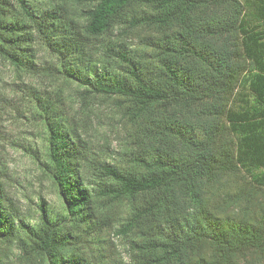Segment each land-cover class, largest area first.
Segmentation results:
<instances>
[{"label":"trees","instance_id":"trees-1","mask_svg":"<svg viewBox=\"0 0 264 264\" xmlns=\"http://www.w3.org/2000/svg\"><path fill=\"white\" fill-rule=\"evenodd\" d=\"M38 45L88 114L44 102L60 209L31 222L0 179V264H106L110 232L129 264H264V0H0V61L31 73Z\"/></svg>","mask_w":264,"mask_h":264},{"label":"rangeland","instance_id":"rangeland-1","mask_svg":"<svg viewBox=\"0 0 264 264\" xmlns=\"http://www.w3.org/2000/svg\"><path fill=\"white\" fill-rule=\"evenodd\" d=\"M38 47V67L23 73L0 61V179L20 213L35 222L40 200L54 210L60 209L56 189L44 172V129L42 106L45 101L62 104L77 119L88 110L78 103L75 86L63 85L53 69L54 58ZM91 143L94 152H114L119 147L116 121L108 109L94 108ZM94 250L104 256L106 264H129L125 242L114 232ZM101 250V251H99ZM103 258V257H102Z\"/></svg>","mask_w":264,"mask_h":264}]
</instances>
